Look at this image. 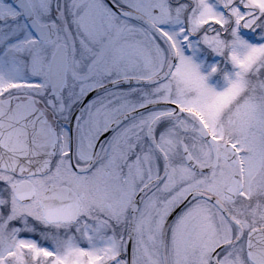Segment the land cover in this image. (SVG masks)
<instances>
[{"label":"snow or ice","instance_id":"snow-or-ice-1","mask_svg":"<svg viewBox=\"0 0 264 264\" xmlns=\"http://www.w3.org/2000/svg\"><path fill=\"white\" fill-rule=\"evenodd\" d=\"M0 264H264V0H0Z\"/></svg>","mask_w":264,"mask_h":264}]
</instances>
